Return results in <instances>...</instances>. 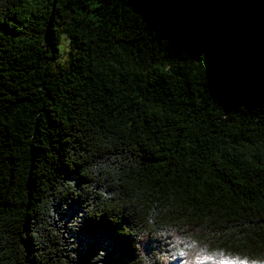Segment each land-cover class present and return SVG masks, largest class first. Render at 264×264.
I'll use <instances>...</instances> for the list:
<instances>
[{"label": "trees", "instance_id": "obj_1", "mask_svg": "<svg viewBox=\"0 0 264 264\" xmlns=\"http://www.w3.org/2000/svg\"><path fill=\"white\" fill-rule=\"evenodd\" d=\"M85 255L264 264V0H0V264Z\"/></svg>", "mask_w": 264, "mask_h": 264}, {"label": "snow or ice", "instance_id": "obj_2", "mask_svg": "<svg viewBox=\"0 0 264 264\" xmlns=\"http://www.w3.org/2000/svg\"><path fill=\"white\" fill-rule=\"evenodd\" d=\"M136 6H137V4H136ZM138 8H140V7H138ZM69 179H71V177H69ZM66 203H67V208H66L64 214L67 215L68 217H72V216L76 215L78 212V208H77L78 200H76L75 198L69 197V199H68V201H66ZM92 226H93L92 222L87 221V220L83 221V223L81 224V228L84 232L85 237H87L88 230ZM95 227L103 228V230L107 233V238L110 240L114 251L122 252L123 250L126 249L127 243H128V238L125 236L119 235L114 226L103 224L102 222H97L95 224ZM79 264H87V255H85L79 261Z\"/></svg>", "mask_w": 264, "mask_h": 264}, {"label": "rangeland", "instance_id": "obj_3", "mask_svg": "<svg viewBox=\"0 0 264 264\" xmlns=\"http://www.w3.org/2000/svg\"><path fill=\"white\" fill-rule=\"evenodd\" d=\"M61 45L60 48L62 51H64V56H66L67 50H68V37L65 34L60 35Z\"/></svg>", "mask_w": 264, "mask_h": 264}]
</instances>
